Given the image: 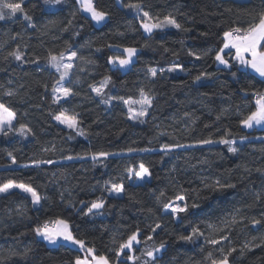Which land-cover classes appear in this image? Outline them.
Here are the masks:
<instances>
[{"label": "trees", "instance_id": "1", "mask_svg": "<svg viewBox=\"0 0 264 264\" xmlns=\"http://www.w3.org/2000/svg\"><path fill=\"white\" fill-rule=\"evenodd\" d=\"M92 3L107 17L98 27L76 0H0V105L14 116L0 131V188L40 198L0 197V264H76L90 251L109 264H264V130L242 128L264 80L232 53L216 63L228 32L264 19V0ZM143 13L173 25L145 35ZM126 49L138 53L122 73L110 60ZM142 99L134 124L126 104ZM139 167L149 179L134 183ZM58 218L83 249L39 238ZM135 234L132 256L121 252Z\"/></svg>", "mask_w": 264, "mask_h": 264}, {"label": "rangeland", "instance_id": "2", "mask_svg": "<svg viewBox=\"0 0 264 264\" xmlns=\"http://www.w3.org/2000/svg\"><path fill=\"white\" fill-rule=\"evenodd\" d=\"M57 1L62 3V0H57ZM57 1L56 0H46V3L49 4L50 7H55L58 4ZM76 1L80 5L81 11L87 17H89L92 20V22L95 26L98 27L106 21L107 17L105 15L97 12L94 9L93 4H92V0H76ZM117 2H119V0H117ZM141 16H144V20L141 22V29L145 35H150L156 29H162L163 23H161V22L154 23V22L150 21V19L146 18V16L144 14H142ZM165 24L166 23H164V25ZM165 27H167V25H165ZM249 33H247V34H249ZM123 52L125 53V57L123 59L110 60L111 67L114 69L115 68L119 69L122 73L128 71V69L131 67L132 63L135 60V56L138 53V51L136 49H126V50H123ZM263 53H264V50H261L260 47L256 48V50H255L256 56L254 57V60H256V59L261 60V58L264 57ZM221 56H222L221 57L222 59H220V57H219L216 60V62L221 63L224 61L223 55H221ZM254 60H253V62H254ZM64 66H65V64H64ZM261 79L264 80V77H262ZM61 93L62 92L60 90H57V96H58V94H61ZM148 105H149V102L146 99H142L138 102H128L126 104L128 119L134 124L143 123L145 116H146ZM56 122L58 124H60L61 126L67 128V129H70V130L76 131L77 133H80V130L78 128V123H77L78 121L76 120V118H72V117H69V116L63 114V115H60L56 118ZM13 123H14L13 114L9 110H7L5 107L0 105V131L4 132V131L10 130L13 126ZM242 128L246 131H251L254 129L255 130H264V96L259 101H257L256 110H255L254 114L242 124ZM131 176H132L131 177L132 181L134 183H143L145 181H148V179H149L148 173L143 167H139L137 170L132 172ZM11 191H20V192L26 194L31 199L33 206L35 208H38L40 206V198L38 197V195H36L31 189H29L25 186H22V185L15 184V183H8V184H5L4 186H2L0 188V197L11 192ZM120 192H121V188H118L116 190V192L113 194V196L119 197ZM100 208H101V204L95 203L91 207V211H97ZM183 209H184L183 200L179 199L176 202H174L167 209V211L171 212L173 214H176L177 212L182 211ZM50 230H52L51 226H50ZM39 235H40V237L42 235L46 236L47 245H50L52 242L53 243L55 242V240H54V239H56L55 234H51L48 231L43 230V231L39 232ZM62 243L66 244L68 246L70 245L73 248H77V249L82 248L81 247L82 243L78 242L76 240H71V241L65 240ZM79 243H81V244H79ZM138 244H139L138 234H135L123 245L121 252H124V251L129 252L132 256L133 248L138 246ZM121 252H120V254H121ZM86 260H90V259H86Z\"/></svg>", "mask_w": 264, "mask_h": 264}, {"label": "crops", "instance_id": "3", "mask_svg": "<svg viewBox=\"0 0 264 264\" xmlns=\"http://www.w3.org/2000/svg\"><path fill=\"white\" fill-rule=\"evenodd\" d=\"M235 1L243 2L246 0H235ZM57 3H60V2L57 1ZM79 8H80V5H79ZM80 10H81V8H80ZM161 23H163L162 28H166L165 25H167V27H170L173 25V22L171 20L162 21ZM164 23H166V24L164 25ZM250 31L245 32L246 34L244 36L239 37L235 40L230 39L229 32H228L224 37L225 41H224L223 47L221 48V50L219 51V53L216 57V60L219 57H220V59H222L221 55H223L224 61L221 63H218V62H216V63L219 67L228 68V61L231 58H229V60L227 61L225 59V55H227L228 53H232L231 57H233V59L236 62H238L241 66L243 63H246L247 70L249 72H251L252 74H254L257 77L259 76V78L260 77L262 78V77H264V57H262L261 60H257V59L254 60V57L256 56V54H255L256 48L260 47L261 50H264V47H263L264 46V19L256 27H254ZM247 33H249V34H247ZM253 60H254V62H253ZM263 96H264V93L262 95L258 96L256 98V103L261 98H263ZM50 226L54 227L53 231L50 230ZM43 230L48 231L49 233L56 235V237H55L56 239H54L55 242L54 243L52 242L50 245H48L50 247H56L59 244H63L62 242H64L65 240H68V241L74 240L72 233H71L70 225L67 222L62 221L59 218L57 220L45 225L41 229V231H43ZM39 238L42 239L46 243L47 238L45 235H42L41 237L39 235ZM79 244H81V243H79ZM81 247L82 248H78V249H83V247H84L83 244H81ZM88 255H89V258L79 260L76 264H109L105 258L96 257L93 255V253L91 251L89 252ZM86 259H90V260H86ZM217 264H228V263L227 262H220Z\"/></svg>", "mask_w": 264, "mask_h": 264}, {"label": "built area", "instance_id": "4", "mask_svg": "<svg viewBox=\"0 0 264 264\" xmlns=\"http://www.w3.org/2000/svg\"><path fill=\"white\" fill-rule=\"evenodd\" d=\"M245 34L246 33L242 32L240 30H233V31L229 32V37H230L231 40H235V39H237L239 37L244 36ZM51 229L53 231L54 230V227L51 226Z\"/></svg>", "mask_w": 264, "mask_h": 264}, {"label": "water", "instance_id": "5", "mask_svg": "<svg viewBox=\"0 0 264 264\" xmlns=\"http://www.w3.org/2000/svg\"><path fill=\"white\" fill-rule=\"evenodd\" d=\"M242 67H243V71H247V65H246V63H243L242 64Z\"/></svg>", "mask_w": 264, "mask_h": 264}]
</instances>
